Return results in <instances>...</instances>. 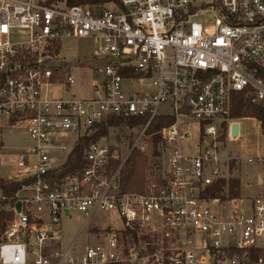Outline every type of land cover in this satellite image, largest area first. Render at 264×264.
<instances>
[{
  "label": "built area",
  "instance_id": "1",
  "mask_svg": "<svg viewBox=\"0 0 264 264\" xmlns=\"http://www.w3.org/2000/svg\"><path fill=\"white\" fill-rule=\"evenodd\" d=\"M87 1L0 0V121L30 144L9 160L7 181L27 183L0 196L11 214L0 264H264V154L219 151L235 97L264 110V0ZM14 31L27 39L13 42ZM72 40L96 49L89 97L70 92L82 69L61 54ZM156 117L173 120L158 133V163L126 189L123 170ZM111 118L147 121L120 126L133 133L125 153L101 138L58 177ZM231 164L259 167L256 195L229 196ZM72 214L81 222L66 239Z\"/></svg>",
  "mask_w": 264,
  "mask_h": 264
},
{
  "label": "rangeland",
  "instance_id": "2",
  "mask_svg": "<svg viewBox=\"0 0 264 264\" xmlns=\"http://www.w3.org/2000/svg\"><path fill=\"white\" fill-rule=\"evenodd\" d=\"M11 39L13 42L26 40L27 33L23 31H14L11 34ZM94 53H96V49L93 44L89 41L72 40L65 41L63 43V49L61 54L68 59H76V65L82 67V69L77 68L73 72V76L75 78V85L71 87L70 92H72V94L75 95L77 98H84L90 96L89 87L92 81L90 73L93 72L92 67L95 64L92 57ZM140 87L141 86L139 84L132 86V88L135 90L141 89ZM126 88L127 87H125V89ZM52 94L61 96L62 92L60 89H53ZM233 121L234 124H237L239 126L238 135L236 138L233 137L231 129H227L225 133V139H223L224 141L219 150L220 156L237 157L241 155L247 156L255 153L264 154V126H261V124L255 119H253L252 121L248 120L247 118H243ZM2 124H6V122L4 120L0 121V155H2L3 158V160L0 161V178H7L11 176V165L9 164L10 158L21 153L24 148L30 147V144L27 141L26 134L24 133V131L19 130L18 127L7 128ZM132 135L133 133L124 127L111 128L108 130V135L103 138L105 140L102 142L104 144L118 147L120 153H125V145L127 144L128 139H130L129 136ZM20 139H24V142L26 140L27 145L20 146L19 148L18 143ZM158 145L154 149L152 139H145V151L143 153H140L141 156L146 159L142 171V176L144 169L148 166V164L150 166H154L158 163V159L156 158V156L158 155ZM154 151L156 152V155H154ZM257 174L260 175V170L259 167L255 164H241L240 166L234 165L231 171L232 177L240 179L245 186H250V189H243V192L241 193L242 197H247L250 192H259V189L254 182V177ZM3 180L5 181L6 179ZM80 222L81 217L78 214H72L71 221L63 223V232L65 234L66 239H70L74 236ZM114 226L118 227L117 224H114ZM84 242L85 238L83 233H81L77 244L80 246L83 245ZM256 245L264 247V239L257 240Z\"/></svg>",
  "mask_w": 264,
  "mask_h": 264
},
{
  "label": "trees",
  "instance_id": "3",
  "mask_svg": "<svg viewBox=\"0 0 264 264\" xmlns=\"http://www.w3.org/2000/svg\"><path fill=\"white\" fill-rule=\"evenodd\" d=\"M69 6L75 4H83L88 2L87 0H66ZM233 109L230 115L231 120H238L243 118L255 119L261 126H264V110L259 107L250 106L242 100L240 96L233 99ZM147 118H134L128 122H123L118 118H111L107 121V125H96L92 127L84 136L80 138L76 146L72 149L65 165L63 166L61 173L58 177H62L72 172L74 169L80 167L83 152L88 149L90 145H93L99 141L101 138H105L108 135L109 128H117L120 126H128V128H133L138 125H144ZM173 120L166 117H156L150 123L146 130V134L151 137L154 149L157 147L160 141L159 131L162 127L172 124ZM13 123V120L10 121ZM90 132V133H89ZM224 139V136L221 138ZM154 155L156 152L154 151ZM146 159L141 156L137 151H133L130 158L123 170V182L126 189L139 188L142 183V171ZM233 165H230V173L233 169ZM27 183L22 181L20 183L9 182L0 178V192L1 197L6 200L12 199L14 194L18 192L20 186ZM228 194L231 198H236L240 196V182L238 179L230 178L228 180ZM224 186V181L219 182L214 189L213 196H218L221 187ZM6 202L0 201V233L3 232L5 223L10 220L11 214L4 211L2 207Z\"/></svg>",
  "mask_w": 264,
  "mask_h": 264
},
{
  "label": "crops",
  "instance_id": "4",
  "mask_svg": "<svg viewBox=\"0 0 264 264\" xmlns=\"http://www.w3.org/2000/svg\"><path fill=\"white\" fill-rule=\"evenodd\" d=\"M246 119V118H245ZM248 120H252L253 121V119H249V118H247ZM4 126V125H3ZM7 127V126H6ZM7 128H10V127H7ZM25 142H26V140H25ZM25 142H24V139L22 140V139H20L19 140V143H18V146H19V148H20V146H24V145H27V142H26V144H25ZM22 149V148H21ZM25 149V148H24ZM3 160V158H2V155H0V161H2ZM11 169V168H10ZM11 171V176H9V177H7V178H2V179H6V180H9V179H11V177H12V169L10 170ZM239 181H240V196H241V193L243 192V189H250V186L249 185H247V186H245L243 183H242V181L239 179ZM260 190V189H259ZM258 193V192H257ZM257 193H252V192H250V194L247 196V197H250V196H253V195H256ZM0 196H1V192H0ZM242 197V196H241ZM242 198H246V197H242Z\"/></svg>",
  "mask_w": 264,
  "mask_h": 264
},
{
  "label": "water",
  "instance_id": "5",
  "mask_svg": "<svg viewBox=\"0 0 264 264\" xmlns=\"http://www.w3.org/2000/svg\"><path fill=\"white\" fill-rule=\"evenodd\" d=\"M238 131H239V126L237 124H233L231 127V132H232L233 137H237ZM19 207H20V204L17 203L15 206V209L19 210Z\"/></svg>",
  "mask_w": 264,
  "mask_h": 264
}]
</instances>
